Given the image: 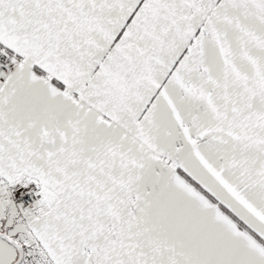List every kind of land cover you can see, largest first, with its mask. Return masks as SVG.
Wrapping results in <instances>:
<instances>
[{"label":"snow or ice","instance_id":"6c2138e0","mask_svg":"<svg viewBox=\"0 0 264 264\" xmlns=\"http://www.w3.org/2000/svg\"><path fill=\"white\" fill-rule=\"evenodd\" d=\"M0 264H264V0H0Z\"/></svg>","mask_w":264,"mask_h":264}]
</instances>
